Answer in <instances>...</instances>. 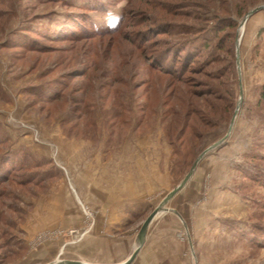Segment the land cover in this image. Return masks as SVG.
I'll list each match as a JSON object with an SVG mask.
<instances>
[{"label":"rangeland","instance_id":"obj_1","mask_svg":"<svg viewBox=\"0 0 264 264\" xmlns=\"http://www.w3.org/2000/svg\"><path fill=\"white\" fill-rule=\"evenodd\" d=\"M70 1L97 9L83 10L64 0H0V142L46 163L41 169L33 165L30 170L40 172V178L31 183L10 179L0 184V264H46L73 257L68 249L96 224L95 208L82 204V228L64 222L47 226V216L41 221L42 201L58 192L71 196L70 206L77 192H90L91 184L93 191H104L103 178L113 168L135 180L147 179L146 184L160 181L150 197L155 204L129 214L120 227V232L138 235L157 203L190 171L182 164L195 162L204 151L193 175L203 174L198 203L204 202L207 210L200 228L194 219L190 232H179L193 241L189 264H264V231L251 232L253 224L264 228V119L258 104L264 85V8L246 19L264 0ZM201 3L207 7L201 9ZM138 10L145 13L138 17ZM123 15L118 33L86 37L80 28V36L65 37L80 26L72 19L90 16L96 26L105 27L117 25ZM227 20L237 26L220 32L228 38L226 47L218 49L211 40V50H205V58L217 55L218 62L200 67L193 61L196 68L186 70L180 80L157 66L169 52L162 42L169 35L158 32L165 28L162 24L204 29L199 35H173V41L196 38V44H203L213 36L212 28ZM19 30L26 33L23 42L34 46L18 43ZM134 42L148 51L147 57ZM46 87L58 92L55 99L41 96ZM226 88L234 92L233 116L237 113L225 138L233 118H221ZM116 91L121 97L115 101ZM186 102H191L188 118L199 135L187 128L184 136L169 131ZM252 151L259 159L250 158ZM190 208L196 217L195 206ZM68 212L73 217V209ZM60 240L66 253L63 246L60 256L55 251V258L32 263L31 250Z\"/></svg>","mask_w":264,"mask_h":264},{"label":"crops","instance_id":"obj_2","mask_svg":"<svg viewBox=\"0 0 264 264\" xmlns=\"http://www.w3.org/2000/svg\"><path fill=\"white\" fill-rule=\"evenodd\" d=\"M114 170L113 168L110 174L107 172L109 178H103L106 183L104 191H93L91 184L90 192H87L88 190L77 192L76 201L72 200L70 206L71 196L68 194L69 199L65 194L58 192L52 200L42 201L41 221L45 223L44 220L47 216L48 222L45 223L47 226L55 222L57 225L64 222V226L82 228L85 226L82 204L89 203L96 210V224L79 242L72 246V249H68L67 253L74 256H67V259L94 264H121L136 250L138 246L137 235L120 232V227L128 221L129 214L139 213V211L146 212L149 207L155 204V200L150 197L155 194L161 184L159 180L158 184L155 181L146 184L147 179H140L139 177L135 180L129 173L126 177L122 171ZM202 175V173L197 176L193 175L185 188L168 202L166 206L169 210L158 214L152 221L146 241L132 264H189L188 248H191L193 241L182 239L179 237V232L187 231V229L190 232L193 229L194 219H197V227L200 228L201 226L203 214L207 210L203 206L204 202L198 203L203 197L202 191H200L203 181ZM190 183L192 189L189 188ZM161 202L160 200L156 206ZM192 205L195 206L196 217L190 208ZM67 208L73 209V217L67 215L69 214V212L66 213ZM64 243L60 240L49 243L39 250H31L29 257L32 263L53 259L56 252L58 256L63 250L66 253L67 245ZM39 254L48 256L42 257Z\"/></svg>","mask_w":264,"mask_h":264},{"label":"trees","instance_id":"obj_3","mask_svg":"<svg viewBox=\"0 0 264 264\" xmlns=\"http://www.w3.org/2000/svg\"><path fill=\"white\" fill-rule=\"evenodd\" d=\"M66 3H70L73 4L72 1L70 0H64ZM75 7H78L80 9L83 10H89V11H93L96 10L97 7L96 6H92V4H86L84 6H79L76 5ZM199 7H201V9L206 8L207 6L205 4H199ZM226 10L228 11V8H226ZM140 13V14H139ZM144 10H138L137 11V15L139 17V15L144 14ZM133 14V16H134ZM238 14L241 16L243 14L242 11H239ZM137 16H134V18H137ZM90 16H86L83 21L76 19H72V24L74 23V25L76 23H79L80 26L77 28L72 27L74 29V31L72 30L70 33L67 32L68 30H66V38L69 37H74L76 36L75 34H77V36H80V34L86 35V37H97V36H101L102 34H106L109 32H114V33H118L125 21V15H123V18L120 19V21L118 22L117 25L115 26H96L93 22L92 19L90 20ZM139 19V18H137ZM146 19L147 20H151L152 18L150 16L146 15ZM69 23V24H71ZM143 25V24H141ZM165 26V28H158V32L164 33L165 35H169V40L168 38L163 39L162 42L164 45H168V49L169 52L166 54V56H164V60H162V62H160L157 66L158 67H162L160 68V70H162V72L164 73H168L169 75L173 76L174 79H181L182 78V73H184L186 70L190 71L193 68H196L193 66V61H199L198 64L201 65L203 64L204 66H209V64L211 63H215L219 61V56H212L211 59L205 58L204 56L206 55L205 50H211V45H210V41L214 40L216 42L217 48L218 49H224L226 47V41L224 37L220 34V32H224L226 31L227 28H235L237 26V22L233 21V20H227L226 22H223L222 24H218L217 26H214V28H212V34L213 36L208 39L205 40L203 42V44H196L195 43V39L196 38H185L182 41H173V35L176 34L177 32H181V33H194L199 35L200 33L204 32V29H198L195 27H190L187 25H182L179 26V24L176 23H171L168 22L167 25L166 23L162 24ZM163 27V26H162ZM80 28L82 32L80 34H78ZM68 29V28H66ZM144 29V28H143ZM30 31V30H29ZM33 31V30H32ZM141 30H138V32ZM76 32V33H75ZM78 32V33H77ZM26 33H24L23 31L19 30V34H18V38L17 41L18 43H22L23 45H25L27 43V41L23 42V37ZM197 35L195 37H197ZM231 35V34H230ZM234 34L231 35V38L233 40L234 38ZM135 41V40H134ZM170 45V47H169ZM32 47L34 46L33 44H26L25 47ZM134 46L137 47V49L140 51V54L144 57L148 56V51L146 49H144V47H142V45L140 46V44L138 42H134ZM211 52V51H210ZM233 52V51H232ZM230 52V53H232ZM146 55V56H145ZM232 63V62H231ZM168 65V66H167ZM233 66V64H230V68ZM227 69V66L224 67V69ZM225 69V70H226ZM222 75V74H221ZM220 75V76H221ZM219 76V77H220ZM223 76V75H222ZM114 80V82L116 83L117 80L113 77L110 76L109 79ZM41 90V88H40ZM42 92L43 94H41V96L45 99H47L46 95H51L50 100L51 99H55V97L57 96V93L55 90L52 91L49 89V87L46 88H42ZM223 95V99H225V103L224 104H219V108H222L221 110V118L225 121H230L233 113H234V109H235V96H234V92L230 89V88H226L225 90V94ZM115 96H117L115 98V101L117 100V98L121 97L120 94H118V92L116 91ZM222 99V98H221ZM190 104V105H189ZM259 107L261 109V117L264 119V85L262 86L261 89V96L259 99ZM189 108H192L191 102H186L185 106L183 105V107L181 108V113L179 112V120L175 119V123L173 125H169L170 127V133L172 134H177V135H185L186 130L187 129H191L192 133L195 132L196 134H201V131L199 130L198 126H196L197 124H195L193 121L191 122V120L188 118V112H189ZM199 118V117H198ZM208 118V117H207ZM206 118V119H207ZM208 122H212L209 118H208ZM193 123V124H192ZM187 128V129H186ZM197 128V130L195 129ZM196 130V131H195ZM256 148V147H255ZM195 153V152H193ZM192 153L193 158L196 156ZM253 153V151H252ZM181 155V151L177 150V155ZM258 154L253 153L250 158L253 159H259ZM264 159L260 157V160ZM193 160L191 161H186V163H183V170L185 169H190L192 164H193ZM36 165L35 167H38L41 169V167L43 165H45L46 163H43L42 159H38L35 158V156H33L31 153L25 151L24 149L18 150L15 149L13 146L9 145V144H3V142H0V184L2 183H6L7 181H9L10 179H17L18 181H22V183H31L32 181L36 180L39 177V173L40 172H34V170H30V169H34L33 165ZM249 175V174H248ZM26 179H23L25 178ZM250 176V175H249ZM19 177V179H18ZM252 177V176H251ZM40 178V177H39ZM253 179L256 180H260L256 178L253 175ZM38 181V180H37ZM262 185H264L263 180H262ZM259 225L253 224L251 227V232L255 233V231L257 232L256 229H259V232H263L264 228H258ZM6 233V231H5Z\"/></svg>","mask_w":264,"mask_h":264},{"label":"water","instance_id":"obj_4","mask_svg":"<svg viewBox=\"0 0 264 264\" xmlns=\"http://www.w3.org/2000/svg\"><path fill=\"white\" fill-rule=\"evenodd\" d=\"M264 8V5H261L255 9H253L252 11H250L247 16L246 19L251 16L252 14L256 13L257 11L261 10ZM245 19V20H246ZM239 44H238V48H237V62H238V66H239ZM243 94V90L241 88V95ZM237 111V110H236ZM236 113L234 114L231 123H230V127H229V131L228 134L225 136V138L230 134L234 121H235V116ZM224 138V139H225ZM223 141L220 140L219 142ZM213 144L211 147L208 148L211 149L213 147H216L218 145V143ZM207 151H204L203 153H201L199 155V157L196 159V161L194 162V164L192 165L190 171L186 174V176L183 178V180L180 182L179 185H177L172 191H170L167 196L164 198V200L146 217V219L144 220V222L142 223L138 235H137V243L138 246L136 248V250L133 252V254L123 263L121 264H132L134 262V260L136 259L141 247L144 245L146 238H147V234L149 232V228L150 225L152 223V221L156 218V216L164 211H168L169 209L167 208V204L168 202L178 193L180 192L184 186L189 182V180L192 178L200 160L203 158V156L205 155ZM46 264H94V263H89V262H84V261H80V260H55Z\"/></svg>","mask_w":264,"mask_h":264},{"label":"built area","instance_id":"obj_5","mask_svg":"<svg viewBox=\"0 0 264 264\" xmlns=\"http://www.w3.org/2000/svg\"><path fill=\"white\" fill-rule=\"evenodd\" d=\"M180 237H181L182 239H185V240H186V237H185L184 235H181Z\"/></svg>","mask_w":264,"mask_h":264}]
</instances>
